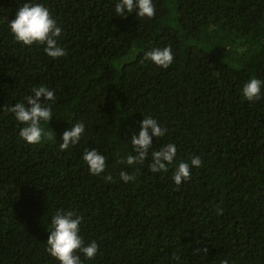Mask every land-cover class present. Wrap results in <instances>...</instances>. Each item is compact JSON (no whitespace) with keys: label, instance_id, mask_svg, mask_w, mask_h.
Masks as SVG:
<instances>
[{"label":"trees","instance_id":"trees-1","mask_svg":"<svg viewBox=\"0 0 264 264\" xmlns=\"http://www.w3.org/2000/svg\"><path fill=\"white\" fill-rule=\"evenodd\" d=\"M26 2L52 13L66 56L14 39ZM117 2L0 0V264H59L46 251L58 209L80 215L79 234L98 245L92 259L77 253L82 264H264V85L258 100L242 95L250 78L264 81V0H153L151 19L116 16ZM166 46L168 68L144 59ZM40 86L56 96L42 122L54 140L31 145L5 108ZM143 116L165 135L143 164L117 163L135 154ZM76 122L80 141L60 150ZM168 143L174 162L151 172V151ZM94 148L107 165L95 176L82 159ZM193 156L202 166L177 186L178 164Z\"/></svg>","mask_w":264,"mask_h":264},{"label":"clouds","instance_id":"clouds-1","mask_svg":"<svg viewBox=\"0 0 264 264\" xmlns=\"http://www.w3.org/2000/svg\"><path fill=\"white\" fill-rule=\"evenodd\" d=\"M136 16L149 19L155 17L156 9L153 0H118L115 4L116 16L124 17L134 12ZM10 31L16 41L23 45L44 46V52L51 58L56 59L66 56L67 51L60 46L59 37L61 36V27L57 20L47 7L39 2H26L18 8L15 19L10 22ZM144 59L150 60L156 66L168 68L173 62V54L170 46L163 48H153L144 52ZM264 81L258 78H250L242 87V95L248 101H254L261 98V88ZM43 97V103L41 102ZM25 102H17L5 110L14 114L16 121L22 125L19 128L18 135L25 142L31 145H38L45 141H53V131H46L42 127V122L48 125L53 117L52 105L56 102L54 92L47 87L40 86L32 89V94L24 98ZM85 126L81 122L72 124L71 128L62 133L59 143L60 150H66L69 146L76 145L83 133ZM165 129L156 119L143 116L139 124V131L131 136V145L134 155H127L121 158L117 163L134 166L143 164L149 157L150 149L153 147V137L159 138L165 135ZM177 155L175 144L168 143L159 150L151 151V161L149 169L153 173H162L168 171V165L172 164ZM82 159L85 161L89 172L92 175H100L106 169V158L95 148L86 150ZM202 166V160L198 156H193L190 161L180 162L173 175V181L180 186L185 181L191 179L192 168ZM119 177L124 182L134 181L136 179L135 170L133 173L120 171ZM105 179L109 182L113 177L107 175ZM218 214L223 210L218 208ZM82 217L74 210L58 209L51 216L50 226L47 229V247L46 251L59 261V264H82L80 255L92 259L97 255L98 245L93 240L85 244L80 233ZM206 251V249H203ZM196 252L201 249L194 250ZM223 264V262H222Z\"/></svg>","mask_w":264,"mask_h":264}]
</instances>
